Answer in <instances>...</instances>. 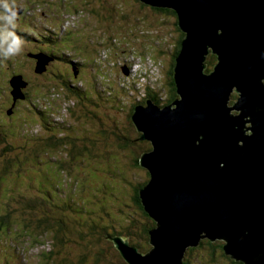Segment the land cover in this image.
Returning <instances> with one entry per match:
<instances>
[{
  "label": "rangeland",
  "instance_id": "rangeland-1",
  "mask_svg": "<svg viewBox=\"0 0 264 264\" xmlns=\"http://www.w3.org/2000/svg\"><path fill=\"white\" fill-rule=\"evenodd\" d=\"M8 3L13 4V0ZM14 5L22 8L13 30L22 38L23 50L9 59L0 58V122L7 131L6 136L0 135V163L5 159L2 145L7 141L14 149L11 155H19L5 170L3 181L8 185L0 191L1 195L7 190L8 195L22 194L23 190L17 191L26 184L24 191L34 194L37 182L39 192L46 193L53 188L51 182L55 189L62 184L59 197L51 191L47 203L50 210L46 208L44 214L57 213L69 233L61 235L67 245L59 243L49 231L40 237L41 230L23 227L27 215L13 213L12 226L0 227V264H52L47 258L49 249H58L60 256L69 250L74 257L100 256L102 262H125L113 240L104 235L120 236L139 251L151 247L139 234L145 219L123 204L128 201L130 183L147 176L144 167L133 168L129 161L133 149L140 154L149 145L139 138L131 114L136 104H144L151 97L149 94L159 99V106L170 103L171 62L180 35L176 17L141 0H14ZM4 14L0 7V15ZM51 53L55 55L51 57ZM33 54L49 55L51 59L41 64L40 72L35 71L38 58ZM26 55L28 59H23ZM210 66L207 64L209 70ZM18 73L27 81L22 88L27 94L14 103L10 79ZM236 100L237 93L233 92L228 104ZM8 107L14 108L10 114L6 113ZM6 121L8 125H4ZM55 126L62 136L61 146L42 145V139L55 137ZM121 135L130 141L120 145ZM69 141L74 144L72 149L89 145L92 154L79 148L77 154L68 157L72 153ZM58 157L65 160L67 172L56 166ZM110 184L114 190L107 192ZM78 197L81 201L74 212L72 202ZM98 205L99 215L104 214L102 207L105 212L97 219L99 230L95 235L84 232L80 237L73 229V223L81 231L83 228L76 214ZM19 207L14 203L9 208L18 212ZM129 221H136L130 239L120 233L129 229ZM70 236L74 242L69 247ZM205 253L202 249L192 253L191 263L204 264ZM217 256L218 264H234L230 256Z\"/></svg>",
  "mask_w": 264,
  "mask_h": 264
},
{
  "label": "water",
  "instance_id": "water-1",
  "mask_svg": "<svg viewBox=\"0 0 264 264\" xmlns=\"http://www.w3.org/2000/svg\"><path fill=\"white\" fill-rule=\"evenodd\" d=\"M141 1L177 14V94L163 106L148 97L131 114L150 143L139 157L149 174L139 196L155 222L151 247L104 237L128 264H184L203 238L222 240L225 254L244 264H264V0ZM209 54L216 62L206 71ZM33 55L37 72L51 60ZM15 76L14 103L27 85Z\"/></svg>",
  "mask_w": 264,
  "mask_h": 264
},
{
  "label": "trees",
  "instance_id": "trees-1",
  "mask_svg": "<svg viewBox=\"0 0 264 264\" xmlns=\"http://www.w3.org/2000/svg\"><path fill=\"white\" fill-rule=\"evenodd\" d=\"M155 8L157 10L170 12L173 15H175L176 24H177V20H178L177 19V14H176V12L173 9L165 8V7H155ZM177 27H178V24H177ZM183 36H184V34L180 30V35H179V38H178L177 43H176V47H175L174 52H173V56H172L173 58H172V62H171V70H170V91L171 92H170L169 98L167 99V101H169V102H171L175 98V96L177 94L176 93L175 82H174V77H173V72H174L173 67H174V64H175V56L177 55L178 51L180 50V47H181L180 46V41H181ZM69 37L70 36H68V35L65 36V38H69ZM78 42L81 43V39H79ZM28 54H31V53L29 52ZM54 55H55V53H51L50 54L51 57H53ZM79 56H81V55H79ZM24 58L28 59L27 55H26V57L23 56V59ZM215 62H216V55L215 54H209L208 57H207V64L211 65L210 67H213ZM206 71H209L208 67H206ZM18 74H20V73H18ZM24 93H25V97L24 98H20L18 100H24L26 98V94L27 93L26 92H24ZM149 96H151L153 101L156 104H158V101H159L158 98H156L155 96L150 95V94H149ZM12 99H13V97H12ZM10 107H8V109H10ZM8 109L6 110L7 114H8ZM11 109L14 110V108H11ZM30 109H32V108H30ZM42 112L45 113L44 111H42ZM8 123H9V121L8 122L6 121V122H4V125H8ZM15 123L16 122L12 123V125H15ZM47 128L49 129L50 127H47ZM56 128H57V126L54 127L53 133H52V134H54L55 137H49V138L44 139V140L42 139V143H43L42 145H48V146L60 145L61 146V144H62V136L60 135L61 133L59 131L57 132ZM9 130H10V128H9ZM5 132H7V131L2 128V123L0 122V135L3 134L1 136H3V137L6 136V134H4ZM1 140L6 142L7 138H3ZM127 141H130V138L128 136H126V135H121L118 138V142L120 143V145L127 144ZM8 142L9 141L6 142V145H2V147H4V148H2L3 154H1V156L5 157V159L3 158V160H2L3 162L0 163V190L2 188H7V185H8L7 181L6 182L3 181V179L5 178L4 177V175H5L4 172L9 166H11L13 160L19 155V154H15L14 157L11 155V153H12L11 151L14 150V149L11 147V145ZM7 143L9 145H7ZM42 145H39V146L42 147ZM69 146H70L69 148L72 149L74 147V144L71 141H69ZM147 147L146 146L143 147L144 149L141 150V153L143 151H145V150L150 148V143H149V145ZM79 148H81V147L76 146L75 149H72V153L70 152L69 153L70 156L68 155V157H72V155L77 154L76 151ZM83 148L87 149L86 152L91 153V147L89 145H86ZM83 148H81V149H83ZM133 151H135V153L132 154L131 159L129 161L131 162V165H132L133 168L134 167L138 168V167H140L139 166L140 165L139 157H140L141 153L139 154L138 151H136V148H135V150L133 149L132 152ZM64 162H65V160H62L61 157H58V161H55L56 166L59 169H61L62 171L67 172V168L64 166ZM148 177H149V174L147 172L146 179H144V180L140 179L139 181H135L133 183H130L131 186H129L128 201L127 202L126 201L123 202V204L125 206L131 207L130 210H132V212L139 213L145 219L144 222L142 221L143 226L141 227V230H140L139 234H140V236L146 238V243H147V241H149V230L155 225V222L147 214V212L144 210V207H143V205L141 203L140 196H139V189H140V187H142L144 185V183L147 181ZM25 185L23 186V188H28L27 185H26V187H25ZM51 185L53 186V188L47 189L46 193H44V192L40 193L39 192L40 187L38 186L37 182L34 185V191H33V192H35L34 194H32V191H30V190H27V192H25L23 188H19V190L17 191V192H19V191L23 190L22 194H19V193L11 194V193H9V195H8L9 191L7 190L6 191L7 194L5 192L4 194L1 195V191H0V207L3 206V208H5V210H0V227L6 226V227L9 228L10 225L12 226L13 219H12L11 216H12L13 213H19V215L25 214V215H27V217H26V219H23V222H22V225H23V227L25 229H28L29 227H31L36 232H37V230H41V232L38 233V236H40V237L42 235H44L46 233V231H49V234L53 233L54 237H56V240L59 241V243H63V237L61 235H64V232L69 233V231L66 230V228H65L66 227L65 226V222L59 216H57L58 215L57 213L53 214V215H49L47 213L44 214V211H46V208H48L47 210H50L48 205H47V203L50 200L49 196L51 194V191L55 192V197H59L60 194H61V191L58 188L59 187L62 188V184L58 183V188H56V189H55V183L54 182H51ZM111 185L112 184H110V186H109L110 188L109 189L107 188V192L108 191L111 192V190H114V189H111L112 188ZM35 187H36V189H35ZM115 190H117V189H115ZM119 191H121V189H119ZM79 192H80V189H79ZM80 201H81L80 197H78L77 199L75 198L73 200V202H72L73 210L77 207L76 203H78ZM14 203H17V204H19L21 206V207H19L18 212L17 211H13L12 209L9 208ZM46 205H47V207H46ZM58 205H61V204H58ZM98 206H96V208L92 207L87 213H82V214L78 213V215L76 214V216L78 217V220H81V224L83 225V228H82V231H81L78 228L77 224L73 223V229L75 231L79 232L78 234H79L80 237H81V235H84V232H86V234H88V235L89 234L95 235L96 233H94V232L99 230L100 226H99V224L97 222V219L101 218L100 216L103 217L105 215V212H104V209L102 207V210H103L104 214L103 215H99V211L101 209H100V206L99 207ZM61 208H62V205H61ZM74 212H76V211L74 210ZM105 222H107V221L105 220ZM129 222H130L129 224H131L132 226L130 225L128 227L129 228L128 230H124V233H122L123 231L120 230V233L122 234V236L128 237L130 239V236L132 234V233H130L131 232L130 230H131V228L132 229L134 228L133 226H134L136 221L135 222L129 221ZM103 226L104 225H102L101 229H103ZM106 228H107V226L104 227V230ZM133 230H135V229H133ZM80 231H81V233H80ZM120 233H117V234H120ZM70 237H71V239H68L69 247L74 242V240L72 239L73 236H70ZM99 241H100V239H99ZM85 243H87V242H85ZM63 245H67L66 242H64ZM222 245H223V241L222 240H218L217 239V240L213 241V240H210V239H207V238H203V239H201L200 244L198 246L189 247L187 249L186 256L184 258V264H192L191 263V258L189 256H190L191 252L193 250H196V249H202V250L206 251V253H205L206 261H204V264H218V261H219L218 256H217L218 254L222 255V256H224L226 258L227 257L229 258V255L225 254ZM55 246L60 247L57 244ZM80 247H81V245H80ZM62 249H64V248H62ZM65 251H67V253H65ZM65 251H62V252L65 253V255L64 256H60V254H58V253H61V252L58 249L57 250L49 249L47 251V254H48L47 258L49 259V261L52 264H59V262H61L63 264H112L111 261L102 262L100 256H97L96 258H95V256H92L90 259L88 257H86V256H81V255L74 257L73 254L69 250H65ZM145 251H147V247L144 248L141 252H145ZM222 261L223 260L221 258L220 262H222ZM126 263H127L126 261L125 262L120 261V264H126ZM230 263L244 264L243 262H238L237 263V261H235V259H232V262L230 260ZM198 264H201V263H198Z\"/></svg>",
  "mask_w": 264,
  "mask_h": 264
},
{
  "label": "clouds",
  "instance_id": "clouds-1",
  "mask_svg": "<svg viewBox=\"0 0 264 264\" xmlns=\"http://www.w3.org/2000/svg\"><path fill=\"white\" fill-rule=\"evenodd\" d=\"M0 7L5 13L0 15V20L4 21V26L0 27V58L9 59L22 52L23 40L13 30L17 19V13L14 11V0L11 5L8 0H0Z\"/></svg>",
  "mask_w": 264,
  "mask_h": 264
},
{
  "label": "flooded vegetation",
  "instance_id": "flooded-vegetation-1",
  "mask_svg": "<svg viewBox=\"0 0 264 264\" xmlns=\"http://www.w3.org/2000/svg\"><path fill=\"white\" fill-rule=\"evenodd\" d=\"M246 124H247V126H248L250 123H249V122H247ZM246 132H248V133H249L250 131H249V130H247ZM232 259H234V258H232V257H231V259H230V260H231V262H232ZM235 261H237V263H238V262H241V261H239V260H235ZM238 264H240V263H238Z\"/></svg>",
  "mask_w": 264,
  "mask_h": 264
},
{
  "label": "bare ground",
  "instance_id": "bare-ground-1",
  "mask_svg": "<svg viewBox=\"0 0 264 264\" xmlns=\"http://www.w3.org/2000/svg\"><path fill=\"white\" fill-rule=\"evenodd\" d=\"M235 92V91H234ZM233 93V92H232ZM234 104V103H233ZM233 104H229L230 106H232ZM233 112H235V110L233 111ZM45 117V116H44Z\"/></svg>",
  "mask_w": 264,
  "mask_h": 264
}]
</instances>
